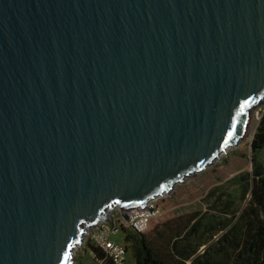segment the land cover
Returning a JSON list of instances; mask_svg holds the SVG:
<instances>
[{"label":"water","instance_id":"water-1","mask_svg":"<svg viewBox=\"0 0 264 264\" xmlns=\"http://www.w3.org/2000/svg\"><path fill=\"white\" fill-rule=\"evenodd\" d=\"M263 101L264 0H0V264H74Z\"/></svg>","mask_w":264,"mask_h":264},{"label":"rangeland","instance_id":"rangeland-1","mask_svg":"<svg viewBox=\"0 0 264 264\" xmlns=\"http://www.w3.org/2000/svg\"><path fill=\"white\" fill-rule=\"evenodd\" d=\"M263 115L264 101L252 107L236 146L160 196L163 215L142 234L156 257L171 264H248L242 247L250 240L245 224L252 215L250 189L254 172L264 176V149L253 152L250 145ZM129 236L112 239L134 261ZM91 246L84 236L82 247L72 252L74 264H97Z\"/></svg>","mask_w":264,"mask_h":264},{"label":"trees","instance_id":"trees-1","mask_svg":"<svg viewBox=\"0 0 264 264\" xmlns=\"http://www.w3.org/2000/svg\"><path fill=\"white\" fill-rule=\"evenodd\" d=\"M253 152L264 149V115L251 141ZM251 218L245 221L246 229L250 233V240L242 247L247 255L248 264H264V176L254 172L250 189ZM128 237L134 243L133 260L135 264H171L155 256L152 249L145 243L142 234L129 233ZM96 259H103L104 254L91 246ZM103 264H111L105 260Z\"/></svg>","mask_w":264,"mask_h":264},{"label":"built area","instance_id":"built-area-1","mask_svg":"<svg viewBox=\"0 0 264 264\" xmlns=\"http://www.w3.org/2000/svg\"><path fill=\"white\" fill-rule=\"evenodd\" d=\"M159 199L160 197L153 198L143 208L129 211L127 219H124L116 208L115 214L107 216L110 225L93 227L90 235L84 233L85 239L105 256L98 260L95 253L90 252L92 259L97 264H103L105 260L110 261L111 264H135L127 258V249L123 243L115 242L112 238L119 235L124 238L129 233L144 234L151 223L163 215L158 205Z\"/></svg>","mask_w":264,"mask_h":264},{"label":"bare ground","instance_id":"bare-ground-1","mask_svg":"<svg viewBox=\"0 0 264 264\" xmlns=\"http://www.w3.org/2000/svg\"><path fill=\"white\" fill-rule=\"evenodd\" d=\"M227 150V149H226ZM158 197H160V196H158Z\"/></svg>","mask_w":264,"mask_h":264}]
</instances>
